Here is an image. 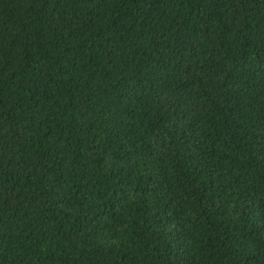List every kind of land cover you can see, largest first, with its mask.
Masks as SVG:
<instances>
[{
    "label": "trees",
    "instance_id": "obj_1",
    "mask_svg": "<svg viewBox=\"0 0 264 264\" xmlns=\"http://www.w3.org/2000/svg\"><path fill=\"white\" fill-rule=\"evenodd\" d=\"M0 264H264V0H0Z\"/></svg>",
    "mask_w": 264,
    "mask_h": 264
}]
</instances>
